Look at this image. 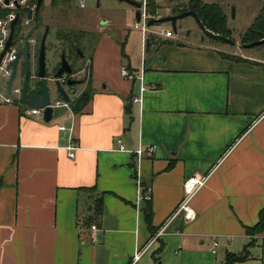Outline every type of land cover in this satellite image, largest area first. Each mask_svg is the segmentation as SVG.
<instances>
[{
  "label": "crops",
  "instance_id": "crops-1",
  "mask_svg": "<svg viewBox=\"0 0 264 264\" xmlns=\"http://www.w3.org/2000/svg\"><path fill=\"white\" fill-rule=\"evenodd\" d=\"M52 25L54 38L80 48L89 94L45 122L23 116L20 99L5 102L4 80L0 264H154L156 252L160 264H224L227 253H242L251 240L244 228L257 223L264 207V56L173 37H151L145 52L139 32L142 54L134 62L125 54L128 39L119 46L110 36L119 23L94 11L59 10ZM122 67L132 78L121 76ZM71 142L78 147L73 158L66 150ZM151 147L152 154L136 160L137 150ZM193 175H208L191 200L197 218L174 220L151 242ZM148 193V202L141 199ZM253 240L243 264H264V232ZM139 248L146 251L133 263Z\"/></svg>",
  "mask_w": 264,
  "mask_h": 264
},
{
  "label": "rangeland",
  "instance_id": "rangeland-1",
  "mask_svg": "<svg viewBox=\"0 0 264 264\" xmlns=\"http://www.w3.org/2000/svg\"><path fill=\"white\" fill-rule=\"evenodd\" d=\"M83 2L85 5V9H80L79 4ZM191 0H155V14L152 19L163 18L167 16H172V12L178 11L182 13L184 11H188V3ZM202 3L206 4H216L219 6L224 12L227 18V28L230 30V38L232 41L236 43V50L234 51L237 54L240 50L243 51L244 54H252L257 58L263 57L261 49L264 46H256L249 49L243 50L241 48L240 37L246 32V30L252 25L255 18L259 15V11L264 0H199ZM142 4V3H140ZM233 9V12H232ZM59 10H69L72 13L82 12H91L94 11L100 19L109 18L113 22L119 23V26H116L119 31H115L114 33H110L113 41L115 43L120 44L127 38L128 43L125 48V54L129 55L131 53L134 57V62L137 59H140V55L142 52L138 50L136 51L137 44H139V35L140 31H134L130 29L131 23L134 22V17L131 16L132 13L127 11H132V8L126 3H117L114 0H43L40 11H39V23H38V31L35 30L32 37L39 42V39L43 33L44 26H48L50 29L53 28L52 20L55 17V14ZM127 10V11H126ZM176 13L175 15L179 14ZM61 24H68L67 27L77 28L76 24H70L66 22L64 18H60ZM22 17L20 18V21ZM33 23V22H32ZM57 22V24H59ZM20 30H23L24 27L21 25V22L18 23ZM21 25V26H20ZM175 28L177 34L173 32V26L169 22L158 24L157 26H153L148 28L149 37H153L158 41H163V34L167 31L173 34L174 41H182L184 43L194 44L200 43L204 41L205 44L216 43L218 45H228L219 40H214L209 36L202 33L199 25L196 20L192 16H186L180 20H178L175 24ZM46 41H45V70H46V83L49 89H53V82L51 81L53 72L57 63L60 64L61 60H58V55L61 53L68 64L74 62V51H72V46L70 40H64L61 36L56 35L54 38L53 29L48 30ZM140 32V33H139ZM60 39V40H58ZM59 41V42H58ZM137 41V42H136ZM13 44L15 47H20L16 37L13 39ZM34 44L29 45V54H30V63L32 64V68L34 69L35 63H33L34 57L37 54V47H34ZM230 47V46H229ZM80 49V48H79ZM78 49V51H79ZM82 50V49H81ZM260 52V53H259ZM121 56V55H120ZM62 57V56H61ZM122 59V57H120ZM125 61L127 59L124 58ZM21 62H19L17 75L14 79L13 84L15 86H19L21 82ZM76 68L81 70V77H88V68H86V64L84 63H76ZM31 68V69H32ZM32 73V72H31ZM5 81L0 79V90L4 88ZM67 90V87H63ZM58 110H55L57 112Z\"/></svg>",
  "mask_w": 264,
  "mask_h": 264
},
{
  "label": "water",
  "instance_id": "water-1",
  "mask_svg": "<svg viewBox=\"0 0 264 264\" xmlns=\"http://www.w3.org/2000/svg\"><path fill=\"white\" fill-rule=\"evenodd\" d=\"M116 1L125 2L133 6L136 9L135 20L137 22L140 20V12H139L141 9L140 3L131 1V0H116ZM42 2L43 0H37L33 15H32V12L29 11L26 16V18L29 21H32L35 24H38L39 22L38 16H39V11H40ZM232 12H233V9H232ZM186 16H192L196 20L203 34L210 36L215 40L224 42L231 47L236 46V43L232 41L231 39L221 36V35H215L211 33L210 31L206 30L204 26L201 24L197 15L193 11H190V10L184 11L177 15L167 16V17L158 18V19H149L147 20L146 27L150 28L153 26H157L158 24H161V23L169 22L173 26L174 34H177L175 24L178 20ZM17 21H18V18H16L11 24V32L7 39L5 49L1 53V57L3 56L7 48L11 45V43L13 42V39L15 38V24L17 23ZM48 29H49L48 26H46L45 31L40 40L39 53L37 57L36 74L34 76H30L29 71H28V65L30 62L29 45L32 44V42L30 41L31 36L36 30V26H34L23 36L22 43L19 44L21 48L20 50H17L15 52L14 54L15 58L8 66V68H10L11 71H10V76L6 82V87H5V99H11V84L17 75V70H18L17 68H18L19 62H22L24 66V72H23V77L21 80L20 102L22 105L29 107L31 109H43L42 116L45 122H49L51 120L53 112L57 108L56 106H54L57 101H61L67 104L68 108L71 107V99L68 93L66 92V90L59 83V79L64 73L66 74L71 73V67L63 55L61 57L60 67L57 69L55 73H53L52 78H51V81L54 83L53 89H49L46 83L47 77H46V70H45V41H46ZM22 31L23 30H20L17 35L19 36V34ZM261 45H264V39L257 41V42H253L251 44H243L242 48L249 49V48L261 46ZM149 47H150L149 39H146L145 40V52L149 50ZM262 56H264V52H262ZM31 78L33 80L34 79L39 80L40 81L39 86H36L35 83L31 80ZM68 84L71 85L69 82Z\"/></svg>",
  "mask_w": 264,
  "mask_h": 264
},
{
  "label": "built area",
  "instance_id": "built-area-1",
  "mask_svg": "<svg viewBox=\"0 0 264 264\" xmlns=\"http://www.w3.org/2000/svg\"><path fill=\"white\" fill-rule=\"evenodd\" d=\"M36 1L37 0H0V79L7 80L10 76L11 69L8 68L9 64L14 60V54L17 51L16 48L13 46V42L11 45L7 48L3 56L1 57V53L4 51L7 39L11 32V24L12 22L18 18L17 23L15 24V31L20 30L19 22H22V26H26L29 24V20L26 18L27 13L29 11L32 12V15L34 13L35 7H36ZM84 4L80 2V7H83ZM140 20L135 22L131 27L134 30H139L143 36L144 39H148L150 35H148V28L146 27L147 20L152 19L151 15L147 12L146 8V1L144 0L141 4L140 9ZM22 17V20L20 21V18ZM20 25V26H21ZM165 38H171L173 37V34L169 31L165 32L163 34ZM32 44H34V40H30ZM120 74L124 78H132V75L130 72H128L126 67H122ZM21 97V87H16L13 82L11 84V99H5V102H12L15 98L20 99ZM134 102H141L140 98H135L133 100ZM57 108L64 106L68 107L67 104L62 102H56L55 105ZM43 109H31V108H23L22 114L25 117H33V116H42ZM60 130H65V128L59 127ZM118 150L119 151H125L124 145L118 141ZM78 147L74 143H70L69 146H67V152L68 156L70 158L74 157V151L77 150ZM153 148H146V149H139L135 152L136 160L139 161L141 158L146 154H152ZM136 177V176H135ZM208 175H193L189 178H187L183 182V198L181 199L180 203L177 205L173 213L167 218L166 222L163 224V226L158 230V232L153 236L151 242L157 240L159 236H161L165 231L170 227L171 223L176 219H181L185 223H189L194 221L197 218L196 211L191 206V200L195 196V194L201 190V188L205 185L207 181ZM137 185L140 186V180H137ZM149 191V190H148ZM141 199L144 200H150L149 193L146 195L141 194ZM91 229L93 231L96 230V227L94 225L91 226ZM149 246V245H148ZM147 246V247H148ZM214 250L213 253H215V248L217 247V244L214 243ZM146 247V248H147ZM146 248H139L134 254L133 257V263L138 261L140 257L143 255V253L146 251Z\"/></svg>",
  "mask_w": 264,
  "mask_h": 264
},
{
  "label": "trees",
  "instance_id": "trees-1",
  "mask_svg": "<svg viewBox=\"0 0 264 264\" xmlns=\"http://www.w3.org/2000/svg\"><path fill=\"white\" fill-rule=\"evenodd\" d=\"M147 12L153 16L155 14V0H145ZM188 9L193 11L204 28L215 35H221L227 38H230V30L227 28V18L222 11V9L216 4H206L202 3L199 0H191L188 3ZM179 13L178 11L172 12V15ZM180 14V13H179ZM18 34V30L15 31V36ZM212 38V37H211ZM149 42L151 41V37L148 38ZM264 39V2L259 11V15L255 18L252 25L246 30V32L241 36L240 43L243 44H251L253 42H257ZM124 57V54H123ZM84 97L82 99L85 100ZM77 101L71 107L72 109L76 108L80 103ZM135 177V175H134ZM147 201V200H146ZM149 201V200H148ZM147 201V202H148ZM101 202H98V208L95 210V215L99 216L101 214ZM145 222L147 224V228L150 230V233H154V229L151 226V217L152 211L149 205L147 204L144 210ZM93 219H88L86 224H91ZM90 227V226H89ZM245 234L251 238L249 245L243 250L240 254L227 253L225 257L224 264H243L248 258V247L254 244L253 237L259 235L264 232V207L259 211L257 223L252 227L244 228ZM159 252L154 254V264H160L159 257H157Z\"/></svg>",
  "mask_w": 264,
  "mask_h": 264
},
{
  "label": "flooded vegetation",
  "instance_id": "flooded-vegetation-1",
  "mask_svg": "<svg viewBox=\"0 0 264 264\" xmlns=\"http://www.w3.org/2000/svg\"><path fill=\"white\" fill-rule=\"evenodd\" d=\"M42 5V4H41ZM31 22V21H30ZM29 22V23H30ZM34 26H36V30H38V24L35 23H31L29 24L25 29H23V31L18 35H16V40L18 41V44L22 43L23 40V36ZM46 25L44 26L43 30L45 31ZM43 31V33H44ZM42 33V35H43ZM41 35V37H42ZM41 37L39 39V42L34 41V45H36L37 47V54L34 57L33 63H35V70H33L32 68V64L29 62L28 65V71H29V75L30 76H34L37 72V57H38V53H39V46H40V40ZM74 54H75V59L74 62L70 63V67H71V73L70 74H66L64 73L60 79H59V83L62 87H67L66 92L68 93L70 99H71V107L73 106V104L75 102H77V100H80L84 97H86L89 94V90H88V84H89V78H85V77H81V70H79L78 68H76L75 64L76 63H80V57L82 56L80 53V50L78 51V47L73 44L72 45ZM61 56L62 54L60 53L58 55V60H61ZM60 67V64L57 63L55 70L53 73H55L57 71V69ZM32 68V69H31ZM33 71V72H32ZM23 72H24V66L22 64V68H21V78L23 77ZM32 72V73H31ZM31 80L35 83L36 86H39V80L37 79H32ZM68 82L71 84L69 85Z\"/></svg>",
  "mask_w": 264,
  "mask_h": 264
}]
</instances>
